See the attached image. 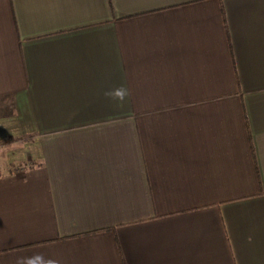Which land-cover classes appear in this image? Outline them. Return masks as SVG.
Masks as SVG:
<instances>
[{
	"label": "crops",
	"instance_id": "obj_1",
	"mask_svg": "<svg viewBox=\"0 0 264 264\" xmlns=\"http://www.w3.org/2000/svg\"><path fill=\"white\" fill-rule=\"evenodd\" d=\"M21 136L0 264H264V0H0Z\"/></svg>",
	"mask_w": 264,
	"mask_h": 264
},
{
	"label": "clouds",
	"instance_id": "obj_2",
	"mask_svg": "<svg viewBox=\"0 0 264 264\" xmlns=\"http://www.w3.org/2000/svg\"><path fill=\"white\" fill-rule=\"evenodd\" d=\"M106 95L123 100L126 92L124 89L118 88L110 93H106ZM16 264H58V262L52 259H45L42 254H36L32 257H18Z\"/></svg>",
	"mask_w": 264,
	"mask_h": 264
},
{
	"label": "rangeland",
	"instance_id": "obj_3",
	"mask_svg": "<svg viewBox=\"0 0 264 264\" xmlns=\"http://www.w3.org/2000/svg\"><path fill=\"white\" fill-rule=\"evenodd\" d=\"M25 139L26 138H24V137L21 136V138H15L12 141L8 142V143L14 142L11 145H8L7 146L5 144H0V158H1V161L3 160V157H6V154H7L8 151L15 150V149H16L15 151L19 150L20 149L19 147H22L23 142L25 141ZM8 148H10V149H8ZM6 160L3 163L7 165L8 162H6ZM3 163H1V164H3Z\"/></svg>",
	"mask_w": 264,
	"mask_h": 264
}]
</instances>
